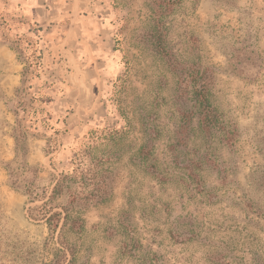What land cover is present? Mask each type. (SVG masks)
<instances>
[{
    "label": "rangeland",
    "instance_id": "obj_1",
    "mask_svg": "<svg viewBox=\"0 0 264 264\" xmlns=\"http://www.w3.org/2000/svg\"><path fill=\"white\" fill-rule=\"evenodd\" d=\"M154 1L0 0V264H264V0H183L162 34ZM194 69L212 75L231 145L198 131ZM101 129L116 132L100 147L109 196L65 233L70 261L24 184L49 191Z\"/></svg>",
    "mask_w": 264,
    "mask_h": 264
},
{
    "label": "trees",
    "instance_id": "obj_2",
    "mask_svg": "<svg viewBox=\"0 0 264 264\" xmlns=\"http://www.w3.org/2000/svg\"><path fill=\"white\" fill-rule=\"evenodd\" d=\"M183 0H155L157 7L156 28L162 34L165 32L166 25L164 17L171 14ZM154 26V27H155ZM162 30V31H161ZM159 42V41H158ZM165 42V41H162ZM159 44H161L159 42ZM33 53L30 55L32 56ZM37 57L33 58L25 66V73H30V78L40 75L42 70L41 52ZM38 60V61H36ZM209 71H201L194 69L187 74L188 83L192 86V114L197 118L198 131L206 139H212L218 134L219 140L225 144L231 145L236 138V129L233 124L225 121L219 110L211 101V79L212 75ZM51 85V83H48ZM30 87V86H29ZM40 95V92L33 93V101ZM38 99V98H37ZM40 100V99H39ZM23 110L26 107L22 105ZM37 108L30 106L28 113L35 114ZM186 126H181L183 135L179 137V142H187L190 139L189 133L186 132ZM57 131V129H55ZM114 130H90L81 139H78L70 149L72 157L70 159V167L67 170H60L54 177L52 187L49 191H38V187L34 186L32 180L26 181L24 191L31 196V199L41 200L42 203L31 209L33 218H40L45 221L50 232L54 233L60 230L63 240V247L71 256L73 261L76 258L77 248L72 245L65 236V233L82 235L85 230V219L83 218L81 209L94 203H101L109 196L111 170L110 156L107 152L101 150V145L110 141L114 134ZM180 133V132H179ZM195 167H185L192 175L193 171L198 168L201 156L195 159ZM195 163V162H194ZM192 164V163H191ZM189 164V165H191ZM36 173V172H35ZM47 193H49L47 195ZM65 195L66 202L63 204H55L52 202ZM58 208L59 211H53ZM76 208H80L76 210Z\"/></svg>",
    "mask_w": 264,
    "mask_h": 264
}]
</instances>
